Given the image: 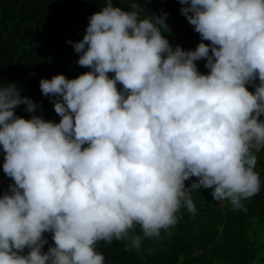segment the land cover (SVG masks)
<instances>
[{"label": "clouds", "instance_id": "obj_1", "mask_svg": "<svg viewBox=\"0 0 264 264\" xmlns=\"http://www.w3.org/2000/svg\"><path fill=\"white\" fill-rule=\"evenodd\" d=\"M179 3L201 38L194 50L165 38L167 12L103 0L82 40L67 42L89 71L39 82L59 123L18 116L40 105L14 82L0 86L3 172L14 181L0 195V264H105L98 242L158 238L182 207L196 211L193 191L236 209L260 192L264 0Z\"/></svg>", "mask_w": 264, "mask_h": 264}, {"label": "trees", "instance_id": "obj_2", "mask_svg": "<svg viewBox=\"0 0 264 264\" xmlns=\"http://www.w3.org/2000/svg\"><path fill=\"white\" fill-rule=\"evenodd\" d=\"M137 2L146 13H168L164 36L173 47L194 50L201 42L181 15L179 0ZM114 3L119 4V0ZM101 6L103 0H0V86L14 82L22 96L40 105L34 113H27L21 105L18 116L29 119L40 115L59 123L61 118L54 111L52 99L42 94L39 82L59 74L73 79L89 71L76 63L79 54L67 42L82 40L88 17ZM195 63L199 72L208 73L204 59ZM122 87L117 84L118 90ZM255 155L261 190L243 201V209L234 208L227 200L215 201L212 189L193 191L190 195L196 211L182 207L177 223L162 229L158 238H142L139 248L127 247L125 239L98 242L96 250L104 256L105 264H264V148ZM3 163L0 146V195L14 183L4 174ZM196 179L186 181V186ZM136 234L142 236L139 226ZM44 235L48 239L43 249L46 252L53 241L51 233Z\"/></svg>", "mask_w": 264, "mask_h": 264}]
</instances>
